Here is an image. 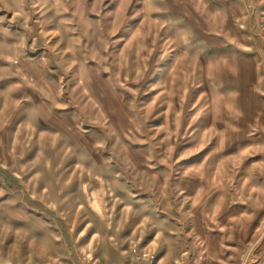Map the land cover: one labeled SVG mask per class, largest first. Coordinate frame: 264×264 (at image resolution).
Segmentation results:
<instances>
[{"label":"rangeland","instance_id":"374dc122","mask_svg":"<svg viewBox=\"0 0 264 264\" xmlns=\"http://www.w3.org/2000/svg\"><path fill=\"white\" fill-rule=\"evenodd\" d=\"M0 264H264V0H0Z\"/></svg>","mask_w":264,"mask_h":264}]
</instances>
